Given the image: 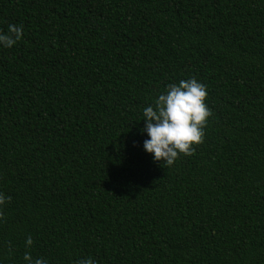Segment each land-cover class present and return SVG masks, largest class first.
<instances>
[{
	"label": "trees",
	"instance_id": "obj_1",
	"mask_svg": "<svg viewBox=\"0 0 264 264\" xmlns=\"http://www.w3.org/2000/svg\"><path fill=\"white\" fill-rule=\"evenodd\" d=\"M9 24L0 264H264V0H0ZM190 78L213 115L167 167L143 110Z\"/></svg>",
	"mask_w": 264,
	"mask_h": 264
},
{
	"label": "clouds",
	"instance_id": "obj_2",
	"mask_svg": "<svg viewBox=\"0 0 264 264\" xmlns=\"http://www.w3.org/2000/svg\"><path fill=\"white\" fill-rule=\"evenodd\" d=\"M23 36V25H8L7 32L0 30V45L12 48ZM208 91L203 83L195 78L170 83L158 98L143 110L146 127L143 129L150 137L144 141V149L154 156L155 162L164 161V166L171 167L181 156H192L196 148L204 143L205 129L213 115L206 100ZM11 196L0 193V209L11 202ZM4 213L0 210V220ZM31 236L25 242L26 248L33 245ZM11 251V248L9 249ZM26 264H48L43 258H33L30 251L23 256ZM78 264H96L87 257Z\"/></svg>",
	"mask_w": 264,
	"mask_h": 264
}]
</instances>
